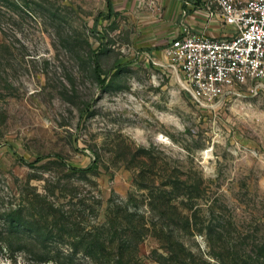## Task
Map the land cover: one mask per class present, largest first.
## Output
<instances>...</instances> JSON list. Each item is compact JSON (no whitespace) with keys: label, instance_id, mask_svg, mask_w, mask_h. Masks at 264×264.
<instances>
[{"label":"rangeland","instance_id":"obj_1","mask_svg":"<svg viewBox=\"0 0 264 264\" xmlns=\"http://www.w3.org/2000/svg\"><path fill=\"white\" fill-rule=\"evenodd\" d=\"M136 28L107 0H0V264H116L123 243L179 264L171 233L187 264H264V102L198 106Z\"/></svg>","mask_w":264,"mask_h":264},{"label":"built area","instance_id":"obj_2","mask_svg":"<svg viewBox=\"0 0 264 264\" xmlns=\"http://www.w3.org/2000/svg\"><path fill=\"white\" fill-rule=\"evenodd\" d=\"M199 9L231 31L212 36L181 25L165 50L180 85L200 107L242 93L264 102V0H202Z\"/></svg>","mask_w":264,"mask_h":264},{"label":"crops","instance_id":"obj_3","mask_svg":"<svg viewBox=\"0 0 264 264\" xmlns=\"http://www.w3.org/2000/svg\"><path fill=\"white\" fill-rule=\"evenodd\" d=\"M110 12H119L133 20L136 25L134 39L146 43L149 51L153 43L170 42L181 34V25L191 30L217 36L230 27L215 19L208 20L199 9L202 0H109ZM108 8V7H107ZM163 47V48H164Z\"/></svg>","mask_w":264,"mask_h":264},{"label":"trees","instance_id":"obj_4","mask_svg":"<svg viewBox=\"0 0 264 264\" xmlns=\"http://www.w3.org/2000/svg\"><path fill=\"white\" fill-rule=\"evenodd\" d=\"M107 7L110 10V1L107 0ZM122 213V212H121ZM120 214V213H119ZM133 214H123L122 219L124 220V223H121L120 225L123 227V234L127 236V241L131 239H135L137 241H140V237L142 238L144 235V229L145 226L141 220L140 217L138 219L133 218ZM114 222V221H113ZM122 222V220H121ZM116 231V230H115ZM168 247L167 252L169 253L168 258H166V261H175L177 263L181 264H187L185 263V258L187 257L185 253V248L180 243L176 242L173 239V234L171 233L168 235ZM133 251L129 249V246L127 244L124 245L121 244L116 248V251L114 252L115 257H117L116 264H138L137 262H134L133 257ZM190 254V253H188ZM165 264V263H163Z\"/></svg>","mask_w":264,"mask_h":264}]
</instances>
